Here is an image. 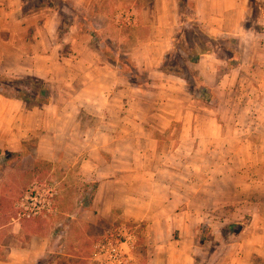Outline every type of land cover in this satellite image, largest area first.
<instances>
[{
	"label": "rangeland",
	"instance_id": "obj_1",
	"mask_svg": "<svg viewBox=\"0 0 264 264\" xmlns=\"http://www.w3.org/2000/svg\"><path fill=\"white\" fill-rule=\"evenodd\" d=\"M40 1L27 0L23 11L40 5ZM193 6L192 0L179 1L177 44L187 50L202 41L221 59L231 57L240 62L238 40L231 37L238 36L211 37L199 26ZM224 8L229 11L241 9ZM56 9L61 10L60 6ZM62 10L57 16L60 26L55 44H61L70 19L74 17L68 9ZM128 12L132 13L133 8L115 9L116 14ZM242 12L244 28L256 31L264 25V0H248ZM229 17L227 22L230 20L234 26L231 17L235 19V15ZM116 23L102 36L87 26L85 44L90 37L92 46L103 43L109 62L121 68L122 82L144 90L146 95L144 99L132 97L136 101L131 108L122 102L115 103V112L106 118L79 119L80 128L66 137L63 133L66 121L63 120L50 131L40 130L19 152H9L0 145V197L14 203L17 213L12 215L14 219L10 224L0 230V261L7 258L10 250L26 249L32 237H40L49 244L48 253L40 264L52 261L59 264H116L114 255L121 264H148L158 250L152 246L164 242L165 234L170 230L150 232L148 222L128 220L120 209L108 220L96 216L92 208L99 181L119 173L120 183L116 189L120 201L129 193L135 195L140 186L149 187L158 198L157 201L156 197L149 200L152 207H166L171 217L175 216L176 210H187L189 214L184 215L187 222H192L193 215L198 216L201 223L195 227L193 236L197 247L195 264H221L230 250L252 257L249 264H264V88L260 86V67L254 65L258 62L255 60L252 64L250 61L246 69L239 66L232 72L220 63L204 60L201 69L210 89L209 101H204L195 92L193 77L185 68L180 69V73L187 76V82L159 70L165 78L159 77L155 85L149 87L148 74L130 71L126 60L131 61L122 55L123 51L118 50L120 57L111 53L117 46L122 50L133 45L134 34L139 35L137 27L117 20ZM0 25H5L2 19ZM23 30L18 25L10 28V48L24 46L31 50L33 30L26 27ZM108 34L120 35V41L115 45L113 41L108 42ZM121 37L127 41H122ZM3 44L2 32L0 75L43 80L50 89L51 104L55 107H65L71 93L80 89L66 86L64 81L69 74L58 68L50 73V78L61 83L51 85L49 78L41 76L46 71L45 63L22 60L20 54L14 50L8 52L10 48ZM81 45L83 49L79 47ZM67 46L60 45L47 60L59 63L61 57L69 59ZM86 46L84 42L78 45L80 55L77 60L92 64L96 55L87 52L82 55ZM179 56L186 57L177 51L168 61H176L181 66ZM33 67L38 69V75L33 74ZM136 74L139 77H135ZM0 98L15 101L25 110L44 108L27 106L15 98ZM16 108L12 111H20ZM124 109L129 113L126 114ZM125 130H131L132 136ZM47 133L52 135L46 137ZM52 138L61 149H55L56 142ZM114 141L118 146L112 145ZM36 144L43 155L50 154L55 158L61 154V157L60 163L37 160L36 163L41 162L39 174L31 175L26 172L32 170V159L25 158L33 155ZM16 153L21 154L22 159L11 155ZM113 163L119 168L116 169ZM131 176L149 178L150 181L156 176L157 181L148 184L142 179H130ZM183 233L189 237L188 230ZM170 234L171 241L180 238L178 230ZM233 240L244 243L236 246L231 242ZM108 241L114 245L113 250L103 248Z\"/></svg>",
	"mask_w": 264,
	"mask_h": 264
},
{
	"label": "crops",
	"instance_id": "obj_2",
	"mask_svg": "<svg viewBox=\"0 0 264 264\" xmlns=\"http://www.w3.org/2000/svg\"><path fill=\"white\" fill-rule=\"evenodd\" d=\"M179 1L41 0L39 3L43 6L42 8L23 15V7L27 0H0V20L2 19L5 24L3 27L0 25V33L3 32L4 38L3 46L8 47V49L12 46L10 28H13V26L18 25L21 30L25 29V27L33 30L31 50L28 47L24 48V46L20 48L14 46L7 51H16L20 54L22 60L31 62L42 61L45 63L44 68L46 71L41 73V76L49 78L48 81L51 82V85L54 86L61 83L56 78H50V73L58 68L69 74L64 81L66 86L80 88L78 91L74 90L71 93L69 99L66 100L65 107L63 106L62 108L50 104L43 109L25 110L23 106H19L15 101L2 100L0 98V145H2V148L9 152H19L25 148V144H29L33 140L40 130L50 131L51 128L59 124V121L62 122L63 120L66 121V129L63 131L66 137L80 128L79 119L106 118L108 114L115 112V103L119 104V102H122L124 106L131 108L136 101L132 97L144 99L143 97L146 95L144 90L122 82L120 77L121 68L117 64L109 62L105 55L106 48L103 43L99 42L98 47L92 46V37H90L88 44H85L87 42L85 28L88 26L98 36H102L103 32H109L110 29L114 28V24L117 25L116 20L128 23L133 28L137 27L139 35L134 34L136 37L133 45H128L127 48L122 50L120 46H117L111 50V53L115 57L123 55L130 59L137 71L148 74L151 81L149 87H153L159 77L165 78L163 74H160L159 70L166 55L170 54L174 48L176 34L178 33ZM192 2L195 4L197 22L201 29H204L208 35L215 38L222 36L228 38L230 35H236L238 38L231 37L237 39L240 46V62L234 67L229 68L227 66L228 58L223 60L217 56L216 52H211L210 54L202 55L198 63L193 66L194 69L199 71L203 77L201 63L204 60L215 61L216 64L220 63L228 67L227 69L232 72L239 66L241 67L240 69L244 70L250 61L253 64L256 60L258 63H254V65L260 67L262 78L260 86L264 88V32L250 31L242 25L244 16L242 8L248 5V0H192ZM58 6H60L61 10L56 9ZM226 6L240 7L241 9L229 11L224 8ZM121 7H132L133 12L116 14L115 9ZM63 8L68 9L74 17L70 19L68 32L64 35L61 44H55V36L60 26L57 16L62 13ZM233 14L236 17L235 19L231 17L234 26L229 22L230 20L227 22L230 19L229 16ZM262 26L264 25L262 24ZM115 37L114 34H108V42L113 41L115 45L117 41H120V35ZM121 38L122 41H127L125 37ZM80 42L81 44L84 42V45H87L82 55L86 54V52L89 55H96L94 63L82 64L77 60L80 55L77 50ZM119 43L122 44L124 42ZM60 45H68L69 59L61 57V62L59 63L47 60L50 58V54H54L55 49L59 48ZM79 47L83 49L82 45ZM118 50L123 51L122 55ZM32 71L33 74L38 75V69L34 70L33 67ZM80 75L81 78H79ZM206 85L208 84L206 83ZM15 106L17 107L16 109L20 108V111H12ZM124 110L125 113H129V110ZM112 131L116 132L115 130ZM130 131L125 130V133L132 136ZM51 135L47 133L45 136L49 137ZM52 140L55 141L54 138ZM36 145L33 155L30 154L25 158V160L32 159L30 169L34 168L37 160L60 163L59 156L61 157V154H58L55 158L54 156L52 158L50 154L43 155L39 144ZM112 145L118 146V142L114 141ZM58 147L59 145L56 142L55 149H61ZM129 159H131V156H129ZM97 161L100 163L99 160ZM113 166H116V169L119 168L116 163H113ZM118 175L119 173L112 174L108 180L99 181L92 203L96 216L110 220L116 210L120 209L122 215L128 220L148 222L147 228L150 232H160L164 229V231L170 230V233H173L178 230L180 232L178 240L171 241V239L173 240L172 234L167 232L164 242L162 240L160 243L151 244L153 248L158 250H156V255L153 259H150L148 264H195L196 259L194 256L197 255V247L194 245L193 236L195 227L201 223V220L197 219L198 216L194 217L193 215L192 222H187L184 218V215L189 214L187 210L179 212L176 210L174 211L175 216L171 217L170 211L166 207H152L149 204V200L154 197L157 198V196L153 194L152 190L150 191L149 187L144 189L145 187L142 188L140 186L135 195L132 193L130 195L129 193L120 201L117 193L118 184L120 183ZM131 178L136 181H141L142 179L148 184L157 181L156 176H152L151 181L149 178L140 179L137 176H131ZM168 204H171L170 201H168ZM133 205H136V208ZM187 230L189 231L188 238L185 237L188 234L183 233L187 232ZM231 242L236 243V246H241L244 243L242 240H233ZM48 246V240L32 237L26 249L10 250L7 258L0 261V264H40V262H43L46 253H48ZM251 259L252 257L241 251L230 250L221 264H249ZM47 264H57V262L52 261Z\"/></svg>",
	"mask_w": 264,
	"mask_h": 264
},
{
	"label": "trees",
	"instance_id": "obj_3",
	"mask_svg": "<svg viewBox=\"0 0 264 264\" xmlns=\"http://www.w3.org/2000/svg\"><path fill=\"white\" fill-rule=\"evenodd\" d=\"M193 7L195 9V4L193 3ZM43 6H34L33 8L29 10H24L23 15H26L30 11H34L36 9L42 8ZM256 31L259 33L264 32V26H259ZM174 42V48L171 51L170 54L166 55L164 58L162 65L160 67V71L167 75H174L179 78L184 79L187 82V76L183 77L180 73V69L185 68L186 71H188V74L193 77L194 80V90L198 94H200V97L204 101H209L210 98V89L206 85L204 78L202 75L194 69V65H196L202 55L210 54L212 51L210 48L207 47V45L204 42H199L196 46L185 50L183 46H180L177 44L178 38H175ZM177 51H181L185 54L186 57H180L182 60V65L178 66L176 61L170 62L168 61V58L173 53H176ZM230 51V50H226ZM231 52V51H230ZM234 54L235 52H231ZM231 54V55H232ZM238 57H240V51L238 52ZM129 66L130 71H135V67L133 64L129 63L128 60H126ZM238 59H234L231 57H228L227 66L233 67L238 63ZM135 77H139L138 74L135 75ZM145 84L148 83L147 80L144 82ZM189 83V82H188ZM187 83V84H188ZM138 86V85H137ZM189 86V85H188ZM12 92V93H11ZM0 96L4 98H15L16 100L25 103L27 106L35 107V108H42L45 106H49L52 103L51 98V92L46 82L43 80L31 77V76H14L9 77L7 75H0ZM16 155L17 157H20L22 159L21 154H11ZM40 163H36L34 168L31 171H28L26 173L34 175L39 174V166ZM8 204H11V206H8ZM14 203H9L8 200L5 202L4 198L0 197V230L5 228L7 225L10 224V221H12L14 218L12 215L16 213L14 211ZM9 216L7 217V213H9ZM17 214V213H16ZM197 229V228H196ZM57 264H59L57 262Z\"/></svg>",
	"mask_w": 264,
	"mask_h": 264
},
{
	"label": "built area",
	"instance_id": "obj_4",
	"mask_svg": "<svg viewBox=\"0 0 264 264\" xmlns=\"http://www.w3.org/2000/svg\"><path fill=\"white\" fill-rule=\"evenodd\" d=\"M103 248H105L106 250H113V249H114V245L112 244L111 241H108V242L103 246ZM113 258H114V262H115L116 264H121V261H120V260H116L117 255H114Z\"/></svg>",
	"mask_w": 264,
	"mask_h": 264
}]
</instances>
